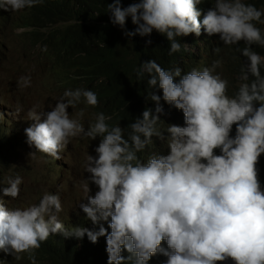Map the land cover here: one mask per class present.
Masks as SVG:
<instances>
[{
	"label": "clouds",
	"instance_id": "obj_1",
	"mask_svg": "<svg viewBox=\"0 0 264 264\" xmlns=\"http://www.w3.org/2000/svg\"><path fill=\"white\" fill-rule=\"evenodd\" d=\"M0 35V264H264V0H0ZM71 145L29 192L17 149Z\"/></svg>",
	"mask_w": 264,
	"mask_h": 264
},
{
	"label": "rangeland",
	"instance_id": "obj_2",
	"mask_svg": "<svg viewBox=\"0 0 264 264\" xmlns=\"http://www.w3.org/2000/svg\"><path fill=\"white\" fill-rule=\"evenodd\" d=\"M18 41L19 38L14 35H0V44L2 46H12ZM0 68L3 77L6 78L2 55L0 56ZM38 105L40 106L39 110L43 111L44 106L42 104ZM8 113L12 121L19 122L22 125L28 119L27 113ZM18 135H20L19 132ZM29 153H32V151L24 146L19 147L15 153L18 159L16 166L22 167V173L25 183L29 187L27 189L29 192L40 196L53 190L68 191L76 189V183L80 176V161L75 154L73 145L67 151L64 162L57 160V163H53L38 154L31 158Z\"/></svg>",
	"mask_w": 264,
	"mask_h": 264
},
{
	"label": "trees",
	"instance_id": "obj_3",
	"mask_svg": "<svg viewBox=\"0 0 264 264\" xmlns=\"http://www.w3.org/2000/svg\"><path fill=\"white\" fill-rule=\"evenodd\" d=\"M94 8L96 10H98L99 13V17L101 19L105 18V12L104 10L99 7L97 4L93 5ZM202 6V4H201ZM203 10V7H202ZM203 18V17H202ZM114 33V29L111 27H109L108 25H102L101 27H99L96 31H95V36L96 37H87L85 38L86 41H88L89 43H95L97 39L103 40L104 38L112 35ZM76 37H78V35H75ZM87 35H83V37H85ZM207 40L208 39H204V43L207 44ZM188 43L187 39L185 41L184 44ZM206 48L203 49V51H205ZM147 51L149 52V54H151L153 57L157 58L160 60L161 63L166 64L167 62V57L165 56V51H164V47L163 44L161 43V41L158 38H154V42L151 45H148L147 47ZM191 53L190 47H189V53L186 54L185 50H184V54L186 55V57H189ZM111 53H108V55H110ZM107 55V56H108ZM107 56H105L107 58ZM198 65L200 67V69L202 70L204 67H202L200 65V63L198 62ZM136 90L138 92V96H139V104L143 103V97H142V93H145V87H144V80L139 81L138 78L136 80ZM92 264H98L96 262V260H93Z\"/></svg>",
	"mask_w": 264,
	"mask_h": 264
},
{
	"label": "bare ground",
	"instance_id": "obj_4",
	"mask_svg": "<svg viewBox=\"0 0 264 264\" xmlns=\"http://www.w3.org/2000/svg\"><path fill=\"white\" fill-rule=\"evenodd\" d=\"M200 7H201V10H202V6L201 5H199ZM203 11V10H202ZM202 19V18H201ZM187 45H188V43H186ZM188 48H189V45H188ZM186 52V54H188L189 53V50L188 51H185ZM201 65V64H200ZM202 67H204V65H201ZM68 162V161H67ZM72 162V161H71ZM59 165H60V163H58ZM73 164V163H72ZM61 166V165H60ZM50 169V168H49ZM50 172V171H49ZM53 172V171H52ZM66 191V190H65ZM65 194H66V192H65Z\"/></svg>",
	"mask_w": 264,
	"mask_h": 264
},
{
	"label": "water",
	"instance_id": "obj_5",
	"mask_svg": "<svg viewBox=\"0 0 264 264\" xmlns=\"http://www.w3.org/2000/svg\"><path fill=\"white\" fill-rule=\"evenodd\" d=\"M200 7V6H199Z\"/></svg>",
	"mask_w": 264,
	"mask_h": 264
}]
</instances>
